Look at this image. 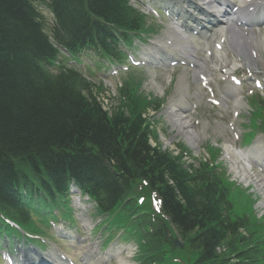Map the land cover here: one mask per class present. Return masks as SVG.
Returning <instances> with one entry per match:
<instances>
[{
	"label": "trees",
	"instance_id": "16d2710c",
	"mask_svg": "<svg viewBox=\"0 0 264 264\" xmlns=\"http://www.w3.org/2000/svg\"><path fill=\"white\" fill-rule=\"evenodd\" d=\"M42 2L53 18L45 20ZM90 16L126 28L136 24L126 0H0V198L9 176L32 175L42 185L67 172L106 207L143 184L148 196H157L164 219H156L147 236V261L179 256V236L196 264H244L242 258L255 264L246 257L254 248L244 249L242 229L261 231L256 216L242 214L246 205L235 210L230 191L206 168L191 175L153 148L140 102L123 93L122 104L106 110L99 91L79 72L63 63L51 70L59 45L77 49L99 40L98 23L91 32L74 34ZM0 210L15 219L25 216L22 205L1 199Z\"/></svg>",
	"mask_w": 264,
	"mask_h": 264
},
{
	"label": "bare ground",
	"instance_id": "6f19581e",
	"mask_svg": "<svg viewBox=\"0 0 264 264\" xmlns=\"http://www.w3.org/2000/svg\"><path fill=\"white\" fill-rule=\"evenodd\" d=\"M200 1L203 2V0H200ZM35 13H37V11H35ZM41 13L45 16V20H48L46 17L45 11L41 10ZM47 26H49V24ZM85 29L86 31L73 29L75 36L80 37L85 32L86 33L91 32L95 28L92 24H87L85 25ZM39 30L43 34L41 27H39ZM232 32H233V29L231 28V25L228 23L227 25L221 26L216 31V34L218 37H221V38L225 37V41L226 39H228V43L229 42L232 43L233 40L235 39V38L231 39L229 37V35ZM237 38H240L241 40H247V37H237ZM49 39H51L50 36H49ZM179 39L182 41V44L178 42L177 40H174L173 45L167 44L165 47L170 51H171L170 48L172 47V49L175 52L180 53V51L182 50V46H183L188 56H190L191 58L195 59L198 62H200V58L198 56H195L196 50H199V51H203V49L210 50V52H212L213 54V58L215 61L214 64L216 65V67H221V69H226V72L233 70L234 68H236L239 64L243 62V60H241L240 58H237L236 60H234L228 57L226 58L223 57L220 54V52L217 51L215 46L213 48H210L212 44L210 38L209 40L204 37L197 39V40H193V39H186V38H183L182 36H179ZM250 40L252 41V46L254 49L264 51V37H262L261 34H256ZM249 47H250L249 42L246 43L245 41H243L241 44H239V48H236V47L235 48L238 50L239 53L244 55L245 53H247ZM204 56L207 57L206 54H204ZM258 56L261 58L260 54H258ZM200 69H204V67L202 68L200 66ZM181 85H184L183 78H181ZM238 104L239 103H235V108H237ZM183 108H184V105L179 104L176 100L172 101V104L169 108L170 117L174 118L173 120L176 122V124L179 126L180 129L187 127V126H183L184 124L187 123V121H185L184 123H181V121H184V119L187 118V116H184V113L182 112ZM225 151H226V154L233 157L234 161L236 162L237 166L233 170L235 174L240 177V180L241 181L244 180L246 182L254 181L255 182L254 184L259 188V190L262 193H264V178H261L258 176H256V178H252L253 175L245 168L246 166L245 163H243L240 156L233 151V148H231L228 145H225ZM51 176L52 175H50V178L53 179L52 185L58 189L65 188L66 186H68L70 179L75 178V177L71 178L70 177L71 175L67 172L63 174L58 173L55 176H52V177ZM38 187H39L38 184L35 183L31 175L22 176V177H19L18 179L13 178L12 176H9L8 181L4 185L1 186V190L4 191V194H3V197L0 199L5 202L12 203L16 206H20L22 196L26 195L24 191H31L34 188H38ZM83 253L86 255L87 251H84Z\"/></svg>",
	"mask_w": 264,
	"mask_h": 264
},
{
	"label": "rangeland",
	"instance_id": "374dc122",
	"mask_svg": "<svg viewBox=\"0 0 264 264\" xmlns=\"http://www.w3.org/2000/svg\"><path fill=\"white\" fill-rule=\"evenodd\" d=\"M135 1V0H134ZM166 30H168V28L165 29L164 34L166 32ZM259 70L264 73V62H262L261 64L257 65ZM138 74L140 76L143 75L142 72H138ZM192 74V73H191ZM131 75L126 74L119 76L120 78L117 79V83L121 84L125 81H129ZM149 79L155 78L157 80V83L159 84V86L161 87L158 91H156V89L154 87H152L151 81H149V88L147 86H144L143 90L145 92L146 95H152L153 94L151 92H153L155 95L162 97V95L164 94L163 97H166L167 100H169V98L171 96L174 95L175 90H176V84L177 82L174 84L173 81L169 82L168 84V79L171 78H176L178 81V78L180 76V74L178 73H174L173 75H167V74H159L157 75H149ZM192 80V79H191ZM196 84V83H195ZM147 85V83H146ZM196 86V85H195ZM132 89V87H130ZM167 88V90L165 92H160L162 89ZM148 89V90H147ZM133 90V89H132ZM141 91V89L138 90V92ZM169 94V96H167ZM115 94L112 95V92L110 91H106L101 95V99L104 102V106H108L109 108L113 105L112 103H115L114 100L115 98ZM154 97V96H153ZM115 98L113 101L111 99ZM146 99V98H145ZM148 100V99H147ZM192 101V93L191 94H187V102L186 103H190ZM112 102V103H111ZM168 103V101H167ZM206 104V102H205ZM245 104V103H244ZM167 107H170V105L165 106V110ZM163 108V109H164ZM244 108V107H243ZM165 110H164V115L160 116V114H155L153 112H149V119L151 122H154L155 125L154 127L156 128L157 133H153V136L155 135L157 137L156 142L162 146L164 149L166 150H171V148H174L175 146L180 147H186L188 150H192L195 152V154H191L190 158L192 159H202V160H208L209 157H213L211 154L209 155V152L211 153V151H208L207 146L209 144H213L215 145L217 148H220L224 145V143H228L227 140H229V137L226 136L225 134H219L218 129L214 128L213 125L211 123H209L207 120V117H211L214 118L216 120H219L217 118V114L219 113L218 111H216L215 109H211L208 106L207 107H203L201 109V115L202 117H198L196 120V123H194V121L192 120L193 123V127L190 129H182L185 135H187L189 137V139L191 138V142L194 144V148L195 149H190L186 144H185V138L184 136L181 135V133H178V129L179 127L177 125H174L173 123H171V120L169 119L168 116L165 115ZM200 112V110L198 109V113ZM227 114L229 115V117L232 118V114H231V110L228 109L227 110ZM239 118H246L247 117V113H245L244 111L242 112V114L238 115ZM165 121V122H163ZM158 122L160 123L158 125ZM241 124H243L242 121L237 122V127L239 128L241 126ZM192 130V133L190 134V131ZM206 133V136H205ZM195 136H198L197 138H193ZM203 139L205 140L206 145L202 146L200 143L203 141ZM220 159H223V156H221ZM190 162V160H189ZM225 170L227 171V173L231 172V169L227 166L225 167ZM233 180H236L237 183L239 184V179L238 178H233ZM263 201V198L260 200V202ZM258 207V206H257ZM264 213V211H260L259 212V216H261Z\"/></svg>",
	"mask_w": 264,
	"mask_h": 264
}]
</instances>
